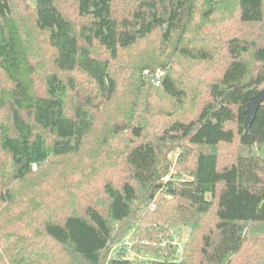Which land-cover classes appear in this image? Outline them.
<instances>
[{"label":"trees","instance_id":"trees-1","mask_svg":"<svg viewBox=\"0 0 264 264\" xmlns=\"http://www.w3.org/2000/svg\"><path fill=\"white\" fill-rule=\"evenodd\" d=\"M157 32L185 62L225 63L209 85L189 67L160 81L177 102L199 85L210 95L197 115L168 121L158 135L182 145L186 177L168 174L158 145L142 140V123L122 134L110 128L105 139V106L120 86L113 64ZM263 87L264 0H0V264H264L235 260L252 245L264 248V238L249 236L264 233V102L245 127L250 99ZM237 139L240 152L224 159L219 148ZM68 158L75 163L60 169ZM89 162L107 176L71 187L68 207L43 202L47 184L66 191L65 174ZM93 183L101 191L91 193ZM212 210L211 229L204 220ZM131 224L136 248L159 230L189 226L182 257H107Z\"/></svg>","mask_w":264,"mask_h":264},{"label":"rangeland","instance_id":"rangeland-1","mask_svg":"<svg viewBox=\"0 0 264 264\" xmlns=\"http://www.w3.org/2000/svg\"><path fill=\"white\" fill-rule=\"evenodd\" d=\"M28 1L32 6H35L37 2V0ZM231 26L239 33V28H241L239 24ZM257 31V29H250L249 33ZM50 57V53H41L38 58L41 61H46ZM224 64L223 61H216L212 65L199 61L185 62L180 59V56L176 52H173V48L163 45L161 35L158 32L140 42L138 46L122 51L120 60L113 64L114 72L120 80V86L113 101L105 106V139L106 133L110 128L113 132L119 131V134H122V129L126 125L129 126L135 121L142 123L145 128L142 140L150 139L158 145L160 161L168 167V174L186 177L187 170L185 167L187 164H181L178 161L179 154L184 148L173 141H159L158 135L168 121L174 118L190 119L197 115L202 106L201 103L209 99L210 95L206 86L199 85L194 89L188 88V94L184 102H177L164 93L160 81L169 69L176 75H182L185 71L184 67H189L190 75L193 76L195 74L197 80L206 81L207 85H209L221 74ZM83 85L85 86V83ZM233 126L236 127L235 125ZM111 130L110 134H112ZM103 138L104 131H101L91 140L87 150L93 152L99 141ZM136 141L140 140L137 139ZM103 142L107 143L108 140ZM219 150L224 159L231 160L236 157L241 149L237 139L233 145H222ZM114 154L118 155L117 152H114ZM111 156V154H104L100 155L99 158L101 160L105 159L104 162L109 163L111 161L107 159ZM66 160L67 162L63 164L64 167H60V169L70 168L75 163L74 161H70L69 158ZM75 161H77V157H75ZM107 171L104 166L96 165L94 162L84 163L82 169L78 171L79 173L69 172L65 174V184L68 185L66 191L63 190L64 188L61 190L55 180L47 184L44 187L43 202L53 205L59 201L61 202V207H68L71 204V199L68 198L66 193L68 192L70 195L71 187L77 186L82 179L87 180L89 177L102 176V178H105L107 176L105 172ZM114 175L113 179H122L124 177V170L117 168ZM111 177L112 175L109 176V178ZM97 191H101V185L94 184L90 192L97 193ZM60 212L61 210L58 208L57 213ZM58 216L63 218V214H59ZM216 220L215 210H212L204 222L212 229L215 227ZM143 223L145 226L148 224L144 220ZM133 230L134 225H129L123 237L113 242L111 252L107 253V257L110 255L114 256L121 251L125 256L140 261L162 257L180 259L184 245L188 242L191 232L189 226L181 224L173 225L170 227L169 232L163 234L159 230V233L155 232L151 235L153 237L151 240L140 241L143 244L138 245V248H136L134 246L138 244V239L130 237ZM249 236L260 242L263 241L264 233L255 232L251 229ZM255 257L257 259L264 258V248H256V246L252 245L243 253L236 256L235 260L237 263H240L244 260H254Z\"/></svg>","mask_w":264,"mask_h":264},{"label":"water","instance_id":"water-1","mask_svg":"<svg viewBox=\"0 0 264 264\" xmlns=\"http://www.w3.org/2000/svg\"><path fill=\"white\" fill-rule=\"evenodd\" d=\"M263 102H264V87L250 99L248 107L245 111L246 112V120H245L246 128H248V126L253 122L257 114V111Z\"/></svg>","mask_w":264,"mask_h":264}]
</instances>
